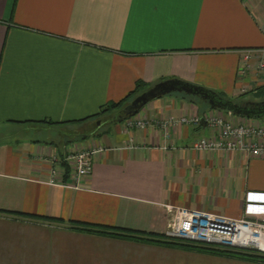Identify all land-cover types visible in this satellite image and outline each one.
Segmentation results:
<instances>
[{"label": "crops", "instance_id": "0c3cea01", "mask_svg": "<svg viewBox=\"0 0 264 264\" xmlns=\"http://www.w3.org/2000/svg\"><path fill=\"white\" fill-rule=\"evenodd\" d=\"M261 49L264 0H0V210L52 219L0 211V264L246 263L65 223L162 234L174 207L264 222V158L190 147L211 137L200 117L218 108L168 94L127 118L99 110L137 80L254 96ZM189 115L198 121L161 124ZM88 148L90 172L74 182L62 158ZM51 167L65 185L48 183Z\"/></svg>", "mask_w": 264, "mask_h": 264}, {"label": "built area", "instance_id": "2783aa9c", "mask_svg": "<svg viewBox=\"0 0 264 264\" xmlns=\"http://www.w3.org/2000/svg\"><path fill=\"white\" fill-rule=\"evenodd\" d=\"M244 61L249 58V53L242 56ZM255 69L264 70V49L258 51ZM201 121L211 132V137H200L191 144V149L206 152H236L247 154L253 157L264 158V123L254 117H247L242 122L233 123L220 114L206 111L200 117ZM198 117L195 115L180 116L177 119H167L161 124L163 127L170 126L176 122L196 123ZM150 124L147 119L133 120L127 119L128 127H144ZM167 131H164L166 137ZM100 149V148H99ZM97 148L81 149L74 152H66L62 161L67 169L71 180L78 181L80 176L86 175L91 169V158ZM55 167L49 170L48 183L65 185L58 181L55 176ZM198 221V222H197ZM180 224V226H179ZM230 225H243L254 236L251 242L239 243L229 240V234H220L215 231L221 230L218 227H230ZM180 229L176 232V229ZM192 231V234L189 232ZM230 232L229 230L227 231ZM167 237H185L199 244H215L223 248L243 249L241 247L251 244L254 250L264 253V222L246 218H230L224 215L207 212L203 210L188 209L184 207H174L171 221L167 224L163 232Z\"/></svg>", "mask_w": 264, "mask_h": 264}, {"label": "trees", "instance_id": "16d2710c", "mask_svg": "<svg viewBox=\"0 0 264 264\" xmlns=\"http://www.w3.org/2000/svg\"><path fill=\"white\" fill-rule=\"evenodd\" d=\"M146 89V86L143 82L140 80H137L134 84V87L132 90L126 94L122 99L118 100L117 102H110L103 106H100L99 110L100 112L118 108L120 109L125 104H128L129 101ZM208 95L213 96L216 99H220L222 101H227L225 99L227 98L222 92L215 91V90H209L202 88ZM264 85L259 86L256 88V91L254 92V96L257 98V102L260 100H264ZM174 92L175 95H180L184 98H186L188 101L196 102L200 105L201 109H210V107L207 105V103L199 98L198 96L188 95L183 92ZM172 94V93H170ZM230 102L236 103L239 105H242L245 100L242 99H230ZM264 115V114H263ZM124 116V118L130 117ZM255 118V116H253ZM51 124V122H48ZM2 212H6L13 215H20V216H26V217H32L37 219H43V220H52L48 217L38 216L30 213H24V212H14V211H6V210H0ZM66 226L68 229L84 232V233H91V234H97V235H104V236H110V237H116L126 240H134V241H141L143 243H154V244H163L170 247H177L185 250H193L195 252L200 253H206L210 255H216V256H223L227 258H234L238 259L240 261H246V262H259L264 264V253H260L254 249L252 250H244V249H233V248H223L220 246H217L215 244H192L190 242H178L173 240H168L166 237H164L163 234H156V233H150V232H141V231H135L125 228H119V227H113L108 225H101V224H94V223H85L75 220H68L66 223Z\"/></svg>", "mask_w": 264, "mask_h": 264}, {"label": "water", "instance_id": "95a60500", "mask_svg": "<svg viewBox=\"0 0 264 264\" xmlns=\"http://www.w3.org/2000/svg\"><path fill=\"white\" fill-rule=\"evenodd\" d=\"M174 92H183L188 95L198 96L199 98L204 100L210 108L227 110L233 114H240L246 117H259L264 114V106L259 108L260 110L257 111L254 109L246 108L245 105H239L230 101H222L220 99L214 98L211 95H208L202 89V87L194 86L190 83L175 78L164 79L156 82L149 88L134 96L128 104H125L121 108L120 111H123L125 116L132 115L148 100ZM259 102L263 103L264 105V100L249 103L255 105Z\"/></svg>", "mask_w": 264, "mask_h": 264}, {"label": "rangeland", "instance_id": "374dc122", "mask_svg": "<svg viewBox=\"0 0 264 264\" xmlns=\"http://www.w3.org/2000/svg\"><path fill=\"white\" fill-rule=\"evenodd\" d=\"M173 94V93H172ZM171 94V95H172ZM177 94V93H176ZM263 94H264V91H263ZM246 96L247 97V99H250V100H255V101H257V98H255L254 96H252V95H250L249 94V92H241V93H239V94H237V96L236 95H233V96H227V98L228 97H231L230 99H234V100H237V99H241L240 97H242V96ZM164 96H168V94H166V95H164ZM230 99H225V100H227V101H230ZM254 101V102H255ZM261 101V100H260ZM214 110H216V109H214ZM216 113H219V114H221V115H223L224 116V112H227L226 110H222V109H217L216 111H215ZM225 117V116H224ZM256 119L257 120H259L260 122H262V123H264V115H262V116H259V117H256ZM3 133H5V132H3ZM3 138H6V136H5V134H2V136L0 135V139H3ZM7 139V138H6ZM221 215V214H220ZM231 218V217H230ZM239 218H241V217H239ZM233 219H235V218H233ZM163 234V233H162ZM164 237H166L168 240H173V241H178V242H190V243H192V244H198V243H195V242H193V241H191L190 239L191 238H185V237H181V236H178V237H175L174 236V238L173 237H167V236H164ZM253 246L251 245V244H249L248 246H244V247H241V248H243L244 250H252L253 248H252ZM177 248V247H176ZM172 250H173V248H171ZM174 250H177V249H174ZM179 251V250H178ZM262 253V252H261ZM218 257H223V256H218ZM225 258V257H224ZM229 263H232L231 261H225V263L224 264H229ZM242 264H262V263H259V262H246V263H243L242 262Z\"/></svg>", "mask_w": 264, "mask_h": 264}, {"label": "bare ground", "instance_id": "6f19581e", "mask_svg": "<svg viewBox=\"0 0 264 264\" xmlns=\"http://www.w3.org/2000/svg\"><path fill=\"white\" fill-rule=\"evenodd\" d=\"M198 222V221H197ZM180 226V224H179ZM221 230L215 231L220 234H229V237H227L229 240H232L233 242H239V243H245V242H251L252 238L254 236V233H250L248 229H246L243 225H230V227L227 229V227H218ZM230 231L229 233L227 231ZM180 229H176V232H179ZM193 232L190 231L189 234H192Z\"/></svg>", "mask_w": 264, "mask_h": 264}, {"label": "flooded vegetation", "instance_id": "af4514ba", "mask_svg": "<svg viewBox=\"0 0 264 264\" xmlns=\"http://www.w3.org/2000/svg\"><path fill=\"white\" fill-rule=\"evenodd\" d=\"M242 105H245V107L246 108H250V109H254V110H257V111H259L260 109L259 108H261V107H263L264 105H263V103H258V104H249V103H243ZM263 115V114H262ZM261 115V116H262Z\"/></svg>", "mask_w": 264, "mask_h": 264}]
</instances>
